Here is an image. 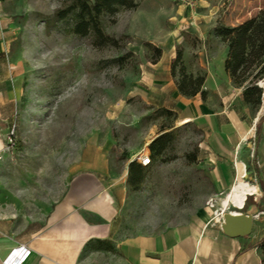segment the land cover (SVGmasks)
Masks as SVG:
<instances>
[{"label": "rangeland", "instance_id": "374dc122", "mask_svg": "<svg viewBox=\"0 0 264 264\" xmlns=\"http://www.w3.org/2000/svg\"><path fill=\"white\" fill-rule=\"evenodd\" d=\"M8 1L13 24L8 54L20 94L11 144L0 160V199L5 206L21 218L39 217L88 148L104 150L110 173L126 178L127 161L149 152L147 142L164 130L171 131L167 146L150 155L136 185L126 181L114 222L116 234L159 229L222 195L212 193L200 129L179 120L169 108L177 78L169 64L179 48L186 71L202 74L198 51H210L216 61L226 50L214 27L255 14L264 0H194L191 5L183 0H136L132 8L101 15L102 30L116 39L101 44L94 43L91 32H70L67 17L54 16L63 0ZM146 41L158 45L160 53ZM206 56L202 53V61ZM263 78L264 72L253 83ZM258 86L260 99L250 105V113L260 107L262 114L264 90ZM250 148L251 141L249 159ZM248 182L256 184L255 178ZM215 208L208 209L212 217ZM229 208L227 213L250 214L249 231L262 233L264 213ZM217 209L221 211L219 205Z\"/></svg>", "mask_w": 264, "mask_h": 264}, {"label": "crops", "instance_id": "0c3cea01", "mask_svg": "<svg viewBox=\"0 0 264 264\" xmlns=\"http://www.w3.org/2000/svg\"><path fill=\"white\" fill-rule=\"evenodd\" d=\"M8 2L0 0V160L6 153L2 151L5 133L13 123L20 94L8 54L13 35ZM202 53L208 55L203 61ZM171 56L173 51L168 63ZM224 56L225 52L214 61L210 51H198L203 94L199 90L182 94L173 86L169 108L203 134L202 160L212 193L222 194L216 198L218 205L239 179L246 181L241 178L240 152L247 149L246 141H251L248 168L256 184L246 182L257 189L242 195L247 196V206H242L259 214L264 209V113H250V104L241 95L242 86L235 85L223 68ZM105 153L86 149L39 217L21 218L0 199V264L8 251L19 245L26 249L19 264H262L257 245L261 233L215 226L206 204L159 229L118 236L114 222L127 184L126 178L110 173Z\"/></svg>", "mask_w": 264, "mask_h": 264}, {"label": "trees", "instance_id": "16d2710c", "mask_svg": "<svg viewBox=\"0 0 264 264\" xmlns=\"http://www.w3.org/2000/svg\"><path fill=\"white\" fill-rule=\"evenodd\" d=\"M64 5L54 10L56 18L69 20L70 32L85 35L91 32L94 43H114L116 39L105 33L101 27L102 14H113L120 7L132 8L136 0H63ZM214 32L225 43L226 50L223 58V68L235 85H241V95L245 102L256 106L260 99V86L253 83V79L264 72V4L259 10L243 20L231 25H216ZM157 54L160 47L146 41ZM177 66V69L175 67ZM169 70L172 75L177 71L175 81L176 89L186 95L200 91L203 74L193 75L186 71L181 60V50L177 48L170 61ZM169 111V109H164ZM260 117V116H259ZM171 131L164 130L153 136L147 142L149 156H155L167 146L170 141ZM146 165V164H145ZM142 166L139 161L130 159L127 161L126 181L136 185L142 178ZM259 187L261 184L258 182ZM247 196L243 205L247 206ZM243 209V207H242ZM244 211V209H243ZM264 213V209H263ZM260 249V258L264 264V228L257 241Z\"/></svg>", "mask_w": 264, "mask_h": 264}, {"label": "bare ground", "instance_id": "6f19581e", "mask_svg": "<svg viewBox=\"0 0 264 264\" xmlns=\"http://www.w3.org/2000/svg\"><path fill=\"white\" fill-rule=\"evenodd\" d=\"M259 84L262 86L264 90V78L260 80ZM262 102L264 103V91L262 95ZM256 189L257 188L254 185H251L248 182L239 179L232 187L231 192L226 195L227 198L223 199L222 204L219 205L220 210H221L220 212H218V209H217L218 200L216 199L214 201V206L216 204V208L212 210V215L214 214L213 221L218 222V223H224L227 228L239 230L238 227H234L232 223L230 221H227L223 216L226 210L230 209L229 206L235 207V209H239V210L242 209L243 207L242 203L244 199V196L242 198V195H245V193L247 192L255 191ZM239 194L242 200L240 205H238V203L240 202V199L238 196ZM221 214H223V216H221ZM231 214L236 215L238 214V212H232ZM211 221H212V216H211Z\"/></svg>", "mask_w": 264, "mask_h": 264}, {"label": "built area", "instance_id": "2783aa9c", "mask_svg": "<svg viewBox=\"0 0 264 264\" xmlns=\"http://www.w3.org/2000/svg\"><path fill=\"white\" fill-rule=\"evenodd\" d=\"M185 4L191 5L194 0H183ZM264 110V109H263ZM260 111V107L258 109V112ZM13 130V123L8 127L7 132L5 133V144L2 147V151H7L8 150V145L11 144V133ZM0 158H1V152H0ZM138 161L145 165L149 163L150 161V156L148 152H142L138 156ZM244 200V199H243ZM205 204L208 205L209 207L214 206V201L211 198H208L205 201ZM213 210V209H212ZM26 254V249L23 245H19L16 247H12L8 253L3 257L2 259V264H19L23 256Z\"/></svg>", "mask_w": 264, "mask_h": 264}, {"label": "water", "instance_id": "95a60500", "mask_svg": "<svg viewBox=\"0 0 264 264\" xmlns=\"http://www.w3.org/2000/svg\"><path fill=\"white\" fill-rule=\"evenodd\" d=\"M245 145L247 148H249L250 147V141H247L245 143ZM248 160H249L248 150L247 149L242 150L240 152V161L242 162L244 170H243V173L241 175V178H243L246 181H253L254 177L252 176L251 171L248 170ZM233 208H235V207H233ZM249 215L250 214L244 213V212L238 213L236 215H232L231 213L226 212L224 214V218L227 221H230L234 227H238L239 233H246L249 231L250 224H251Z\"/></svg>", "mask_w": 264, "mask_h": 264}]
</instances>
